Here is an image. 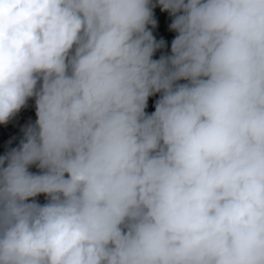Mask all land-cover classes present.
<instances>
[{"label":"clouds","instance_id":"obj_1","mask_svg":"<svg viewBox=\"0 0 264 264\" xmlns=\"http://www.w3.org/2000/svg\"><path fill=\"white\" fill-rule=\"evenodd\" d=\"M29 99L0 264H264V0H0V125Z\"/></svg>","mask_w":264,"mask_h":264},{"label":"trees","instance_id":"obj_2","mask_svg":"<svg viewBox=\"0 0 264 264\" xmlns=\"http://www.w3.org/2000/svg\"><path fill=\"white\" fill-rule=\"evenodd\" d=\"M152 3L156 4V0H152ZM153 12L154 18L157 20V26L152 28L149 25L148 27L157 41H164L163 46L158 48L153 55V59H159L161 56H168L171 54V41L175 38L176 33L169 28L173 18L167 12H161L159 5L153 9ZM184 82L185 81H179L178 83ZM159 96L160 94L157 93L149 97L148 105L145 109L147 113L150 114L155 110V101L159 99ZM35 119L34 99H29L27 105L22 108L7 125H0V155H4L13 147H18L21 139H23L24 128H26L29 124H34ZM30 171L37 172L38 169L33 166L30 168ZM36 199L40 203L46 202L43 195L37 197Z\"/></svg>","mask_w":264,"mask_h":264},{"label":"bare ground","instance_id":"obj_3","mask_svg":"<svg viewBox=\"0 0 264 264\" xmlns=\"http://www.w3.org/2000/svg\"><path fill=\"white\" fill-rule=\"evenodd\" d=\"M7 139H8V138H7ZM4 140H5V139H4ZM6 142H7V140H6ZM6 142H5V143H6Z\"/></svg>","mask_w":264,"mask_h":264}]
</instances>
